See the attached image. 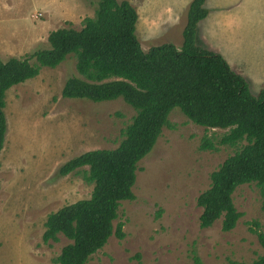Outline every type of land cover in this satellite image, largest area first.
I'll return each instance as SVG.
<instances>
[{
  "label": "rangeland",
  "instance_id": "1",
  "mask_svg": "<svg viewBox=\"0 0 264 264\" xmlns=\"http://www.w3.org/2000/svg\"><path fill=\"white\" fill-rule=\"evenodd\" d=\"M121 1V0H117ZM137 12L135 34L141 48L172 43L179 47L191 0H127ZM97 0H0V60L25 57L47 48L48 34L59 27L80 29ZM208 15L198 23L196 43L220 51L236 72L244 69L254 95L264 88V0H206ZM216 52V51H215ZM219 53V52H218ZM224 57V56H223ZM226 60V59H225ZM78 75L69 55L55 68L6 91L7 129L0 151V264H55L52 259L69 242L42 243L48 213L90 196L82 174L57 175L66 160L85 151L118 145L134 109L121 98L94 102L64 98L65 80ZM173 127H163L151 151L138 162L133 200H123L114 225L125 237L112 235L87 264H228L251 262L264 253L257 235L264 234V195L254 184L236 188L232 198L242 213L230 231L221 218L199 226L198 195L209 174L233 152L230 146L200 150L203 135L226 130L189 121L175 107Z\"/></svg>",
  "mask_w": 264,
  "mask_h": 264
},
{
  "label": "trees",
  "instance_id": "2",
  "mask_svg": "<svg viewBox=\"0 0 264 264\" xmlns=\"http://www.w3.org/2000/svg\"><path fill=\"white\" fill-rule=\"evenodd\" d=\"M205 1L191 0L179 47L163 43L142 50L135 34L138 16L130 2L97 0L93 15L83 19L80 29L59 27L48 34L47 48L0 60V151L7 129L6 91L36 77L42 67L55 68L69 55L75 58L78 75L65 80L62 97L94 102L121 98L135 111L116 147L85 151L58 167L59 176L82 174L92 190L88 198L47 214L42 243L58 241L59 235L69 240L53 263L87 264L112 235L125 237L123 223L114 225L120 202L135 199L138 162L151 151L163 127H173L169 114L175 107L192 123L226 130L220 137L203 135L200 150L233 148L197 197L201 228L220 218L223 231L236 226L242 216L232 198L237 187L254 183L264 195V88L254 95L220 53L196 43L198 23L208 15ZM252 231L264 246V234ZM131 258L144 264L139 253ZM228 264H264V253L251 262Z\"/></svg>",
  "mask_w": 264,
  "mask_h": 264
},
{
  "label": "crops",
  "instance_id": "3",
  "mask_svg": "<svg viewBox=\"0 0 264 264\" xmlns=\"http://www.w3.org/2000/svg\"><path fill=\"white\" fill-rule=\"evenodd\" d=\"M211 50H213V49H211ZM214 51H216V52H219V53H221L220 51H218V50H214ZM222 54V53H221ZM224 56V58L226 59V61L228 62L229 60L225 57V55H223ZM243 71H244V69H240V74L248 81V78L244 75V73H243ZM261 80H264L263 78H261ZM249 82V81H248Z\"/></svg>",
  "mask_w": 264,
  "mask_h": 264
}]
</instances>
